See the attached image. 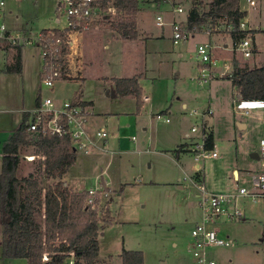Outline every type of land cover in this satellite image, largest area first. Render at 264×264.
I'll use <instances>...</instances> for the list:
<instances>
[{"label":"rangeland","instance_id":"1","mask_svg":"<svg viewBox=\"0 0 264 264\" xmlns=\"http://www.w3.org/2000/svg\"><path fill=\"white\" fill-rule=\"evenodd\" d=\"M202 1L205 4L209 0ZM177 2L182 5L183 12L176 18L185 20L191 0ZM54 5V0L12 2V15H8L6 21L9 25V22L14 23L13 25L27 22L30 28L34 29L53 26L55 23L51 18ZM156 12L155 7L147 4L139 13L140 23H144V28L139 30L140 35L147 37L142 38L136 52L125 49L126 57L123 54V58L120 50L116 48L100 52L102 56L105 54V59L111 57L110 63L104 68V72L109 75L143 71V87L153 97L154 105L158 106L164 104L175 91L197 87L195 84L189 86L187 79L189 76L196 78L198 74L194 70V65L199 64L201 60L196 52L198 44L210 42L216 46L225 42L230 47L232 39L231 34L225 31L205 33V30H202L190 33L186 40L174 43L171 27L167 25L173 17L165 14V24L160 26L156 23ZM248 15L251 24L259 26L255 30V43L259 51L250 58H245L236 51L234 54L240 57L236 59L239 65L252 67L259 65L264 59V0L257 1L256 6L248 10ZM113 18L116 20L115 16ZM110 20L112 19L100 22L99 27L108 26L112 22ZM143 31L147 34H143ZM34 52V47L23 48V73L16 72L11 75L0 71V141L5 131L16 129L21 117L20 109L30 107L33 103V90L37 79L33 70L38 61ZM5 53L14 57V49H8ZM30 53L34 57L28 56ZM5 57L8 56H3L0 51V68L6 61ZM227 63L230 66L232 60L227 59ZM100 72H103V69ZM89 86L82 85L80 90L83 89L94 98L99 110L106 107L112 111L122 110L121 112H125L123 115L127 114L126 118L129 119L132 111L129 106L131 100L125 97L112 98L105 93V89L98 90L95 83ZM78 87L75 82L67 85L69 90H77ZM41 91L43 95L50 94L43 86ZM149 111V108L145 111L149 123L146 135L150 141L145 147L147 152L139 151L141 147H138V143L135 144L129 139L132 135H125L129 150L122 154L121 159L115 155L107 165L110 161L107 151H100V155L104 157L100 156L99 159L94 152L96 150L88 153L78 151L77 161L70 167L69 172L72 176L86 178V184L94 186L101 169L105 170L104 177L108 179L111 195L99 204L96 210L99 218L103 219L100 223L104 226V234L99 239V255L107 260L108 264H121L119 253L123 248L142 251V264H193L191 230L195 223L203 221L198 196L201 192L198 182L191 180L195 163H199L203 169L200 181L208 191L217 190L228 194L237 193L240 187L250 189L254 177L264 172V154L260 147V141L264 138V123L251 120L252 113L249 118L236 114V119L248 121V126L243 130L234 124L230 134L237 148V157L234 151L229 150V145H226L229 142L222 141L218 136L217 157L209 156L196 160L193 152L192 155L184 154L179 160L174 155H170L171 158L163 154L156 155V150L162 148L157 138L160 139L172 124L155 118V115L151 116ZM193 111L192 109L191 113ZM197 133L200 137V129ZM134 136L139 140L142 136L141 129H138ZM198 141L201 142L202 139L199 138ZM34 150L35 147L31 145L23 147L16 177H23L41 161V157L28 159ZM251 153L259 155L260 158L252 157ZM233 164L239 167L240 174L236 175V178L231 170ZM244 167L247 170H243ZM1 168L0 159V171ZM50 181L45 180V186ZM235 204L242 209L243 215L240 219H217L206 223L208 227L216 228L219 236L230 241L228 246L209 247L208 256L220 264H264V208L259 200L253 201L247 196L237 197ZM113 216L115 221L109 223Z\"/></svg>","mask_w":264,"mask_h":264},{"label":"built area","instance_id":"2","mask_svg":"<svg viewBox=\"0 0 264 264\" xmlns=\"http://www.w3.org/2000/svg\"><path fill=\"white\" fill-rule=\"evenodd\" d=\"M19 1L23 0H0V51L6 52L8 49L18 47H34L41 60L40 85L47 91H50L60 79L74 75L77 77L81 73V62H79L81 54L78 51L76 36L88 29L98 27L100 22L104 20L112 19L110 21H113L115 20L113 17L117 16L112 0H54L55 5L51 19L55 25L39 29L16 26L12 22H9V25L6 18L8 15H12L13 11L10 8V3ZM257 1L242 0L240 2V9L243 14L236 29L243 34L236 42L232 41V50L245 58H250L258 52L255 43V36L257 35L255 30L259 26L252 25L248 15V10L254 8ZM153 4L160 9L169 5L175 15L183 12L182 5L177 0H153ZM155 18L158 25L165 24L161 12L157 13ZM170 26L174 43L186 40L190 33L198 32L195 29L187 28V19L173 18ZM202 30H205V33L215 31L230 33L234 31V24L223 20L202 27L199 32ZM213 47L210 42L196 46V52L201 59L197 66L196 81L198 84H207L219 75L229 79L232 76V64L229 66L227 60L220 62L214 55ZM147 99L146 96L143 97L144 101ZM238 107L264 109V99L239 101ZM90 111L87 103L81 100L67 99L57 102L51 94H41L38 102L26 112V130L31 139L37 135H54L67 138L76 152L93 149L103 150L105 142L101 143L98 140L104 141L108 135V130L103 127L97 129L95 133H90L87 125ZM155 118H164L168 121V118L160 112L155 114ZM198 129H200L202 141L194 144L195 159L209 158V156L217 157V151L213 147L209 149L205 147L209 132L206 124L204 122L200 126L194 124L190 131L195 132ZM260 146L264 154V138L261 139ZM28 158L32 159L34 156H28ZM42 159H44L43 155ZM193 182L198 181L193 180ZM106 185L107 181L99 178L96 186L88 187L85 190L88 195L85 200L87 207H98L100 200L108 196ZM197 185L201 192L199 194V206L203 211V221L195 223L191 230L192 262L193 264H220L208 256L207 249L212 245L228 246L230 241L219 236L217 229L208 227L206 223L217 219H240L243 212L235 204L237 197L247 196L253 201L259 200L262 208H264V172L254 177L250 189L240 187L237 193L227 194L208 191L202 183L198 182Z\"/></svg>","mask_w":264,"mask_h":264},{"label":"trees","instance_id":"3","mask_svg":"<svg viewBox=\"0 0 264 264\" xmlns=\"http://www.w3.org/2000/svg\"><path fill=\"white\" fill-rule=\"evenodd\" d=\"M117 11L111 22L120 36L136 39V20L140 0H112ZM242 0H211L203 12L191 7L187 12V28L199 31L202 27L226 20L234 24L231 38L236 42L243 32L237 24L243 11ZM21 47L14 56V63L6 71H19ZM230 77L236 96L240 100L264 99V59L257 66H240L233 59ZM118 95H133L137 103L141 88L137 77L114 79ZM23 118L8 139L3 142L0 171L1 257L27 260V264H62L73 255V264H106L97 261L99 244L97 236L101 228L98 212L87 207V191L72 190L62 176L76 162V151L67 138L37 135L31 139ZM213 136L208 132L205 147L213 146ZM35 147L44 156L36 164L34 172L16 177L21 149ZM196 181L201 175L193 174ZM50 183L44 186L45 179ZM46 255V258L44 256ZM121 264H142L143 252L124 248Z\"/></svg>","mask_w":264,"mask_h":264},{"label":"crops","instance_id":"4","mask_svg":"<svg viewBox=\"0 0 264 264\" xmlns=\"http://www.w3.org/2000/svg\"><path fill=\"white\" fill-rule=\"evenodd\" d=\"M140 1L141 2L139 8L134 16L136 20V36H137L136 39L131 40V39L123 38L122 36H120L119 32H117L113 28V25L111 24H109L106 27L100 28L98 26L84 31L81 35L76 36V40L79 47L78 51L79 54H81V57L79 58V62H81V70H80L81 73L77 77H75L74 75L60 79L50 90V94L57 102L67 99H72V100H81L87 103V105L90 107L91 110L87 124L90 133H95V131L99 128L105 127L107 129V126L110 127V129H108V135L104 138V141L98 140V142L101 143L105 142L104 144L105 147L103 150L93 149V150L83 151L82 153H88L90 151L96 150L94 152H96V155L99 159L100 156H101L100 158L104 157V155L103 156L100 155L102 154L100 153V151H107V154H109L108 157L110 159V161H108L107 163L108 165L113 160L112 159L113 156L118 155V159H121L122 154L126 153L129 150L128 139L124 138L125 135H129V134L132 135L131 138L129 139L133 141V143L135 144L138 143V147L139 146L141 147L139 151L141 150V152L143 151L147 152L146 150L148 149H146L145 147L150 144V141H149V136L146 135V133L148 132L149 123L147 122L145 111H148L149 108L150 110L149 112L151 116H154L157 112H160L164 115V117L168 118V121L164 120V118L163 119L159 118V119L165 121V123L172 124V126L166 132H164V134L161 135L160 139L157 138L162 148H160V150H156L157 152L156 155L163 154L170 158H171L170 155H174L176 158H179V160L182 159V156L184 154L192 155L194 151V144L198 142L199 138H201V133L199 137L197 131L195 132L190 131L191 126L198 123H199L198 125L200 126V124L204 122L208 127L209 132L212 133L214 139L212 147L216 150V140H217L216 138L221 137L220 139H222V141L229 142L226 143V145H229V150L234 151L235 152L234 155L236 156L237 148L233 144L234 142L232 141V138L230 136V134L232 133V128L234 124H237V126L241 130H243V128H246L248 126L247 124L248 121L245 120L241 121L236 119L237 118L236 114L238 116L242 115V117L245 116L249 118L250 114L252 113L251 120L264 123L263 120L264 109L251 108V107L239 108L238 102L243 101L244 99L240 100L237 98V96L235 95L236 94L235 88L234 86H232L231 80L226 76L223 77L219 75V77L207 82V84H198L195 77L192 78V76H189L187 79V84L189 86L195 84L197 87L193 86L192 89L188 88V89H181L179 91H175L167 100H165L164 104L162 103L157 106L156 104L154 105L153 97L150 94H148L145 88L143 87V77H144L143 71H137V72L135 71L131 74H119V75H109L104 72V68L108 63H110L111 57H107L105 59V54L103 53L102 56L100 52L101 50L110 51L111 49L116 48L120 50L119 53L122 54V58H123L125 49L136 52V50L139 49V43L142 40V38L147 37V36L142 37L143 35L142 36L140 35L141 33L139 30L144 28L143 27L144 23L142 22L140 23L139 20L140 18L138 17L139 13H141L146 8L147 4H149L150 7H155L157 9L156 14L161 12L162 17H164L165 14H169L173 18H176V16L178 15V14L175 15L172 12L171 7L169 5H166L162 9H160L157 6H154L153 0H140ZM210 1L211 0H209L207 3L204 4L202 0H191V4L186 10L185 17L187 15L188 10L191 7H196V9L199 12L205 11ZM171 21L167 22L168 26H170ZM16 26H20V25H16ZM21 26L30 27V25L27 22H24ZM143 34H147V33L143 31ZM23 48H21L20 51L21 67L19 71H14V72L6 71L7 66H10L14 63V58H15L14 54L17 48H14V54H13L14 57H11L10 53L2 52L3 56H8L9 59L8 57H5L6 61L3 64V66L0 68V71H4L6 74H11V75H13L16 72L19 74L23 73V68H24ZM213 51H214V55L219 59L220 62L227 59H231L233 65V59L235 58L238 60V58H240L238 56H235L234 54L235 51L232 50V44L230 47H228V44L225 42L224 44L223 42H220V44H216V46L213 47ZM34 53L36 54V56H38L37 50ZM28 56L31 57L32 53H30V55L28 54ZM124 56L126 57L125 54ZM37 60H38L37 65L35 66V70H33L37 77L33 90L34 91L32 98L33 103L30 105V107H23L20 109L21 117L19 123L23 118H25L26 120L27 110L32 108L38 102L41 94H43L41 91L40 73H39L40 61H41L40 56H38ZM197 64L194 65V70H196V74L198 73V70L196 69ZM102 69L104 73L100 72V70ZM134 76L137 77L138 85L141 88V97L139 100V104L137 103L136 98L133 95L130 94L118 95L114 84V79L116 78L119 77L130 78ZM72 82H75V84L79 86L77 90H73V89L69 90V88H67L68 83L70 84ZM88 83L89 85L95 83V86H97L98 90L99 88L105 89V93L108 96H111L112 98L125 97L131 100L129 101L130 102L129 106L132 111L129 115V119L126 118L127 114L126 116L123 115L125 114V112H121L122 110L112 111L108 107L104 108L103 110H99L95 104L94 98L91 97V95L88 92L84 91L83 89L80 90V87L82 85H84V87L85 86L90 87ZM144 96L148 98L146 101L143 100ZM192 109L194 110L193 113H191ZM208 110L211 111L208 112ZM196 121L198 122L196 123ZM138 129H141V133H142V136L139 140L137 137L134 136V133ZM14 131L15 129L11 131H5V133H3V139L0 141V159L2 156V151H1V147L3 145L2 143L5 142L8 139V137L11 134H13ZM6 134L8 135L6 136ZM145 138H147L146 141H144ZM77 154L78 151L76 152V157ZM252 154L255 153H251V155ZM29 155L30 156L33 155L34 158L35 157L42 158V155L36 153L35 150L32 154ZM218 155L219 154L217 152V156ZM252 157L256 158L253 155ZM34 158L32 159L28 158V159L33 160ZM41 161H43V159H41ZM20 162L18 164L17 169H19ZM236 165L237 164H233L231 168L233 173H235V178L240 174L239 167ZM34 169L28 171L24 176H27L29 173H33ZM194 169H195L194 173L198 172L200 175H203L202 174L203 169L199 163H195ZM243 170H247V169H245L244 167ZM104 171L105 170L101 169L100 174L97 175V179L103 178L104 181L105 180L107 181L106 190L108 191L107 192L108 196L103 197L102 200H100V204H102V202H105V200H107L111 195L110 194L111 189L108 185V179L104 177ZM62 178L64 180V184L69 189L71 188L72 190H83V189L86 190L88 187H93V185L86 184V180H87L86 178L80 177L79 175L76 176L70 175L69 170L62 176ZM192 178L193 180H195L194 175L192 176ZM45 180L48 181L47 178ZM199 182L202 183L201 181ZM45 184L46 182L44 181V186ZM94 186H96V184ZM112 221H115L114 216L113 218H111L109 223H111ZM103 227L104 226H101V228L99 229L100 231L97 236L98 244L100 237L104 234V232L102 231ZM1 238H2V232H1V214H0V264H27V260L23 257H19V258L1 257V253H2ZM121 252L119 253V255H121ZM97 261L108 264L107 260L102 259L100 257L99 252L97 255ZM62 264H73V255L71 254L69 257H67Z\"/></svg>","mask_w":264,"mask_h":264},{"label":"water","instance_id":"5","mask_svg":"<svg viewBox=\"0 0 264 264\" xmlns=\"http://www.w3.org/2000/svg\"><path fill=\"white\" fill-rule=\"evenodd\" d=\"M253 156H255L256 158H258L259 156L257 154H252Z\"/></svg>","mask_w":264,"mask_h":264}]
</instances>
